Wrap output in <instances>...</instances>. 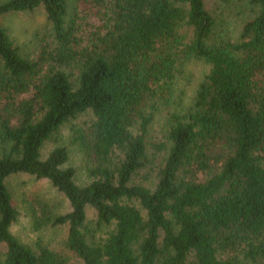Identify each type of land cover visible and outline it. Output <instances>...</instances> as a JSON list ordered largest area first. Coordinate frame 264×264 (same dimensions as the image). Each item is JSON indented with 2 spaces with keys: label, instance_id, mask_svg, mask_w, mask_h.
<instances>
[{
  "label": "trees",
  "instance_id": "obj_1",
  "mask_svg": "<svg viewBox=\"0 0 264 264\" xmlns=\"http://www.w3.org/2000/svg\"><path fill=\"white\" fill-rule=\"evenodd\" d=\"M245 8L234 37L206 0L0 1V264H73L12 233L7 183L19 174L66 199L34 221L67 226L83 264H264V0ZM36 9L51 27L32 57L1 19ZM192 60L209 70L178 110ZM87 113L72 132L91 161L80 184L66 147L41 149ZM162 113L164 141L151 144Z\"/></svg>",
  "mask_w": 264,
  "mask_h": 264
},
{
  "label": "rangeland",
  "instance_id": "obj_2",
  "mask_svg": "<svg viewBox=\"0 0 264 264\" xmlns=\"http://www.w3.org/2000/svg\"><path fill=\"white\" fill-rule=\"evenodd\" d=\"M2 1V0H0ZM208 9L227 24L236 37L240 27L249 12L246 10V0H228L222 4L219 0H206ZM1 23L6 27L8 34L20 51L24 54L35 57L40 40L49 37L50 24L46 20L41 9L31 12H17L5 16ZM209 66L201 60H192L185 66V73L178 81V88L175 94V106L178 110L187 109L193 102L195 91ZM165 113L157 115L149 129V140L151 144L157 145L164 141L166 128ZM91 118V113L79 115L63 124L43 145L42 156H46L50 150L57 146H64L68 151L67 164L75 169V179L78 183L84 184L88 180L87 167L91 161L83 150L73 142V128L81 126ZM154 151V148H151ZM159 154H162L160 152ZM158 155V154H157ZM8 188L12 194V202L18 210V217L11 227L12 233L22 242L35 246L37 241L48 247L66 254L73 264H83L65 245L67 226H52L50 224L36 227L33 209L37 214L41 208L53 212H61L69 209L66 199L53 188L47 180L36 179L35 177L19 174L8 181ZM89 224L93 225L95 220L94 211L89 208L87 211ZM102 234L98 232V235ZM0 250H5L4 246Z\"/></svg>",
  "mask_w": 264,
  "mask_h": 264
}]
</instances>
